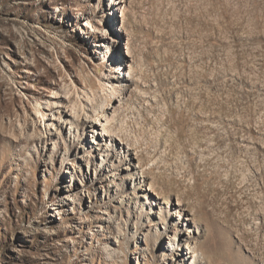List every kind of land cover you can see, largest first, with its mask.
Masks as SVG:
<instances>
[{"label": "rangeland", "instance_id": "374dc122", "mask_svg": "<svg viewBox=\"0 0 264 264\" xmlns=\"http://www.w3.org/2000/svg\"><path fill=\"white\" fill-rule=\"evenodd\" d=\"M0 264H264V0H0Z\"/></svg>", "mask_w": 264, "mask_h": 264}, {"label": "bare ground", "instance_id": "6f19581e", "mask_svg": "<svg viewBox=\"0 0 264 264\" xmlns=\"http://www.w3.org/2000/svg\"><path fill=\"white\" fill-rule=\"evenodd\" d=\"M129 72V71H128ZM129 76H130V74H129ZM106 117V121H107V123H109L112 119H113V117H110V116H105ZM95 125H97V123H95ZM109 127L106 125V130H108V132H112V129L109 131V129H108ZM113 132H115L114 130H113ZM155 186H156V183H154L153 184V186H150V187H148L149 189H153V190H156V188H155ZM193 219V218H192Z\"/></svg>", "mask_w": 264, "mask_h": 264}]
</instances>
